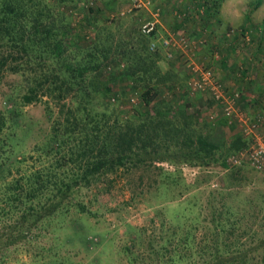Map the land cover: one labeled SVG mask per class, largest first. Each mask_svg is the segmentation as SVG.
I'll list each match as a JSON object with an SVG mask.
<instances>
[{"label":"trees","instance_id":"obj_1","mask_svg":"<svg viewBox=\"0 0 264 264\" xmlns=\"http://www.w3.org/2000/svg\"><path fill=\"white\" fill-rule=\"evenodd\" d=\"M33 1L0 2V80L7 71L22 72L28 83L24 103L43 101L44 96H48L45 103L50 117L55 114L53 104L58 106L60 119L45 148L48 153L57 152L61 156L50 165L42 160L37 166L18 167L15 171L13 162H23L25 157L4 156L0 149V264L12 261L20 247L29 248L28 245L39 242L52 222L71 209L73 204L69 197L104 176L117 174L121 169L130 172L164 159L205 167L220 161L224 144H228L229 152L235 153L250 145V139L241 132L228 143L221 141V137H214L210 121L195 119L192 112L196 96L190 95L193 89L187 82L197 73L189 65L190 58L181 48L172 49V57L168 56L170 47L157 44L155 49L151 48L158 33L141 32L144 11L109 15L110 24L102 21V27L91 42L83 44L82 39L88 38L86 33L82 34L85 27L73 33L75 29L68 13L59 10L54 13L51 5L40 7ZM221 2L193 0L200 4L198 12L199 7L206 6L201 13L202 20L211 23L218 17ZM262 2H249L245 11L247 21H254L255 8ZM31 6L37 13L31 14ZM123 20L131 22L125 26ZM259 25L262 34L257 50L263 53L264 19ZM222 35L208 30L205 38L199 39L202 42L195 45L194 54L197 53L201 68L211 70L214 79L226 83L224 88L229 93L238 92L240 100L243 92L230 81L233 77L236 80L248 77L247 71L241 70L238 63L227 65L232 55L224 50L230 46L227 47L228 40L221 39ZM190 36L188 38L192 39ZM192 36L201 38V33L193 32ZM178 61H183L181 66ZM109 65L114 71L103 80L101 77ZM220 69L221 73L215 72ZM120 81L127 82L129 90L124 88L118 94L113 92L112 84ZM195 92H199L200 97L205 93ZM135 94L138 101L131 105L130 113L129 108H125L129 113L125 114L124 106ZM122 95L126 98L121 100ZM207 100L219 106L213 96L209 95ZM7 120L0 112V131ZM227 120L224 115L222 121ZM62 147H65L63 151ZM164 171L169 181L173 174ZM237 174L233 176L235 182L243 178ZM172 181L177 182V179ZM191 204L188 213L199 205L197 201ZM79 206L82 212L88 211L83 204ZM255 214L263 220L260 227L264 230V214ZM222 217L220 212H214L211 218L214 225L204 226L207 232L202 236L201 221L188 217V230L178 237L179 232L173 229L165 247L152 249V261L164 258L161 264H255L250 254L258 246H251L254 241L247 242L244 238L252 239L256 230L250 233L249 229L241 228L244 215H237L235 211H230L231 219L223 221ZM52 228L56 231V226ZM141 232L146 233L145 229ZM57 236L60 240V234ZM259 242L264 246V237ZM141 244V237H132V242L124 247L130 264H144L148 259L145 251L136 249L141 248ZM149 244L154 245L152 241ZM49 256L47 260L44 249H40L31 264H62L64 261L59 259L58 253Z\"/></svg>","mask_w":264,"mask_h":264},{"label":"rangeland","instance_id":"obj_2","mask_svg":"<svg viewBox=\"0 0 264 264\" xmlns=\"http://www.w3.org/2000/svg\"><path fill=\"white\" fill-rule=\"evenodd\" d=\"M257 1L259 0H241L240 8L243 10L249 2ZM33 2L40 7L51 5L55 8L54 13L59 11L68 13L72 27L75 29L73 33L85 27L86 31H81L83 35L86 33L88 38L82 39L83 44L91 42L97 30L102 27V21H107L109 15L116 14L119 5L124 3L123 0H34ZM233 2L235 3L236 0ZM30 12L37 13V9L31 6ZM202 17L198 11H191L188 14V36L191 35L193 48L194 44L197 47L202 42L208 30L213 29L215 33H219L226 29L225 25L214 29L215 23L217 26L216 19L214 18V22L211 23L210 20H202ZM253 17L254 23L246 20L244 23L241 21L239 27L237 24L234 25L235 31L236 29L240 31L245 39L239 41L236 47L237 50H241L240 52L252 53L253 49H258L257 41L262 34L259 23L264 19V0L255 8ZM108 20L110 21V18ZM129 21H124L125 26ZM107 24L110 23L107 21ZM193 32L201 33L202 37L193 38ZM200 48L201 45L198 46V49ZM188 53H191L190 49ZM196 54L192 58L198 62ZM241 55L239 53L237 59L231 56L227 65L238 63H234V60L239 61L242 57H247L246 53ZM182 62L178 61L177 64L181 66ZM111 71H114L112 65L107 66L101 78L107 80L106 76ZM216 71L221 73L223 70ZM112 85L113 92L118 94L124 88L126 91L129 90L127 82H114ZM187 86H190V82H187ZM27 87V77L22 72L7 71L0 80V112L8 119L5 127L0 131V149L4 152V156L10 154L21 159L25 157L23 162H13L15 171L18 167L27 169L37 166L42 160L50 165L61 156L57 152L48 153L45 148L59 118V108L53 104L55 114L53 117L48 115L45 103L49 100L48 96H44L43 101L24 103L23 96L27 92ZM195 91L194 89L190 91V95L196 96V105L192 114H195V119L198 121H210L209 124L215 133L214 137H221V141L228 143L237 132L245 136V126L241 118L239 120L236 114L231 117L225 115L221 107L207 100L209 99L207 93H203L200 97L199 92ZM119 97L126 98L124 95ZM137 97L138 95L135 94L124 106V109L129 108V113L133 110L130 109L131 105L138 101ZM241 100L242 98L236 104L237 112L246 119L247 113L250 116L253 113L247 108L243 109ZM13 109L16 110L14 114L10 112ZM124 112L129 114L127 110ZM224 115L228 117V122L222 121ZM227 145L223 146L224 155L220 161L213 162L209 166L201 167L179 160L173 162L164 159L155 162L154 165L141 166L130 172L121 169L117 174H109L95 182L93 180L91 186L77 189L69 197L73 206L62 217L52 222L49 231L42 235L39 242L33 246L28 245L29 248L20 247L15 252L14 259L8 264H31V261L36 259L34 254L40 249H44L47 260L51 257L50 253H58L59 259L64 260L62 264H130L124 247L132 242V237L142 238V247L136 249L145 251L148 259H145L144 264L148 260L150 264H161L164 258L152 261V249L165 247L169 241L167 239H170V234L174 233L175 229L179 232L178 237L183 235L188 230V217L193 220L196 217L201 221L202 236L207 232L204 226L214 225L211 221L214 212H220V216H223L225 221L231 219L230 211L244 215V224L241 228L249 229L250 233L256 230L255 235H259L257 239H254L255 235L252 239L247 236L244 241H254L249 245L258 248L250 254V257L255 258V264H263L264 246L259 242L264 237V230L260 227L263 220L255 217V212L264 214V169L254 167L242 151V153L236 152L238 154L229 152ZM64 148H61L62 151ZM233 155H239L241 162L232 164L229 159ZM160 167L173 174L170 177L171 181H168L167 174ZM235 173L243 177L239 182L233 179ZM173 178H176L177 182H173ZM164 181H168V184L163 185ZM195 201L199 205L188 213V206H192L191 203ZM81 204L88 209L87 212L80 210ZM52 225L56 226L57 232L53 230ZM143 229L146 231L145 234L141 232ZM57 233L60 234V240L57 238L59 237ZM150 241L154 243L153 246L149 244ZM155 256L154 254V259Z\"/></svg>","mask_w":264,"mask_h":264},{"label":"crops","instance_id":"obj_3","mask_svg":"<svg viewBox=\"0 0 264 264\" xmlns=\"http://www.w3.org/2000/svg\"><path fill=\"white\" fill-rule=\"evenodd\" d=\"M123 1L124 3L120 4L115 12L126 10L127 8L131 6V0H123ZM145 1L150 3L148 6L150 10L155 11V9L157 8L162 9L161 10L162 11V17H161L162 24L160 25V30L163 34L175 35L176 38H179L182 35L188 36V14L191 11L193 12L197 11V7L200 6V4L193 5L192 4L193 0H145ZM220 1L222 2H221L220 11L217 17L218 19L216 18L217 26L216 25L214 26L212 25V26L214 29L218 26H220L219 28H221V26H224V25L226 27V29L223 32L218 33L219 35L223 34L221 37L223 41H227V40L229 41L230 47L227 46L228 49L226 47L225 49L224 48L223 49L226 51V53L229 51L227 55H230V56L232 55L234 56V58H236V56H239V53L242 55L245 53L247 54L246 55L247 57H242L241 59H239V61L234 60V63L238 62V64L241 65L239 68L243 71L246 70L248 77L242 80L241 79L236 80L233 77V81H231L230 84H232V86L235 88H239L243 92V98L241 100V103L243 105V109L247 108V110L249 109L252 113L254 112V114L251 117L254 118L256 116L255 115L256 113H260L264 115V109H263L264 108V58H263L264 52L263 53L260 51L258 52V50H255V49H253L254 52L252 53L248 51L240 52L241 51L240 49L235 51V47H237V45L240 43L239 41H244V40H242L243 37L240 36V33H239L240 31H238L237 29L235 31L234 25L237 24L239 27V25L241 24V21L243 23L246 22L245 10L249 8V5H246L242 10L240 8L242 3L239 2L241 0H236L235 3L233 2V0H230V2L228 0H220ZM150 10L142 9L141 11H144L145 13L144 15H147V14L149 15ZM131 13L133 12H127L126 15H129ZM178 13L182 15L181 18L178 17ZM254 22L255 21H252V23ZM200 37H202V35ZM237 51L239 53H237ZM258 55H260L261 57H259ZM226 70L229 71V69H226ZM254 108H257V109H254Z\"/></svg>","mask_w":264,"mask_h":264},{"label":"built area","instance_id":"obj_4","mask_svg":"<svg viewBox=\"0 0 264 264\" xmlns=\"http://www.w3.org/2000/svg\"><path fill=\"white\" fill-rule=\"evenodd\" d=\"M149 2L145 0H131V6L126 10L120 11V15H125L127 12H133L136 10H145L149 9ZM162 9L157 8L154 10H150L149 15H145L141 19V32L147 35H152L153 33H158V37L151 42V48L155 49L157 44H161L163 47H170V51H168V56L172 57V49L181 48L183 49L187 56L189 55L191 61L189 63L190 66L197 73L191 80L190 85L192 89L198 91L202 90L208 94V96H213L216 102H218L219 107H221L222 111L225 115L233 116L237 115L238 119L244 122V133L245 136L250 138L249 147L242 151L243 155L246 154L249 162L259 169H264V115L257 113V115L253 118L248 113L246 119H243L242 116L237 112V102L239 100V93L233 91V93H229L225 88V84L217 81L213 77V73L211 70H204L201 68L198 62L195 61L194 58V48L192 47L193 42L188 38L187 35H182L179 38H176L175 35L171 34H163L160 30V25L162 24ZM200 13H204L206 10V6H201L198 8ZM112 15V14H111ZM119 15L118 13L113 14L112 16ZM178 17L181 18L182 15L178 13ZM188 49L191 50V53H187ZM200 74V77H198ZM221 105V106H220ZM241 152V153H242ZM232 164H236L241 162L239 155H233L230 159Z\"/></svg>","mask_w":264,"mask_h":264}]
</instances>
